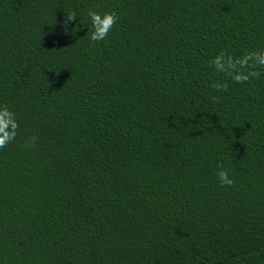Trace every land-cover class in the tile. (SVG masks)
Returning a JSON list of instances; mask_svg holds the SVG:
<instances>
[{
	"label": "trees",
	"instance_id": "16d2710c",
	"mask_svg": "<svg viewBox=\"0 0 264 264\" xmlns=\"http://www.w3.org/2000/svg\"><path fill=\"white\" fill-rule=\"evenodd\" d=\"M261 53L264 0H0V264H264Z\"/></svg>",
	"mask_w": 264,
	"mask_h": 264
},
{
	"label": "clouds",
	"instance_id": "9594fccd",
	"mask_svg": "<svg viewBox=\"0 0 264 264\" xmlns=\"http://www.w3.org/2000/svg\"><path fill=\"white\" fill-rule=\"evenodd\" d=\"M66 15L68 20H71L73 17H77V15L74 13ZM85 15L87 19L83 25H86L88 39L95 42L104 40L117 20V14L114 10L88 9ZM223 56V52L218 53L211 61V63L214 64L217 69L222 70L223 68L221 63ZM252 58L256 64L264 66V53L259 55L252 54ZM244 59H248V57H245ZM242 63L243 60L241 61V64ZM258 74L259 73H251L253 76ZM232 78L236 82H240L247 80L248 75L238 73ZM213 87L219 90L222 85L214 84ZM15 128V114L7 105L0 104V146L8 143L13 138L15 134ZM215 176L217 183L221 186H231L233 183V178L229 175V171L221 165L217 166Z\"/></svg>",
	"mask_w": 264,
	"mask_h": 264
}]
</instances>
